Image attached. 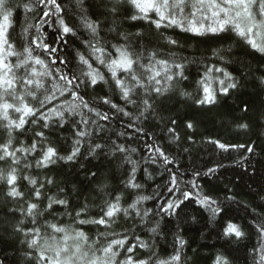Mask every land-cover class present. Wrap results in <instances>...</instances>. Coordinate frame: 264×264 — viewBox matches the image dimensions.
I'll list each match as a JSON object with an SVG mask.
<instances>
[{
  "label": "trees",
  "instance_id": "trees-1",
  "mask_svg": "<svg viewBox=\"0 0 264 264\" xmlns=\"http://www.w3.org/2000/svg\"><path fill=\"white\" fill-rule=\"evenodd\" d=\"M13 2H31L36 5L37 0ZM194 2L195 0H188L189 6L184 11L186 17L191 18L190 5ZM57 3L64 9L63 18L75 29L76 35L65 36L66 44H55L58 51L54 57L32 43L33 40L43 38L45 43L53 44L58 37L56 16L50 14L49 17H43V11L48 10L44 5L36 7L34 12L25 13L22 7L15 10L12 26L8 30L9 41L14 45V51L22 53L25 46H31L33 56H39L49 68H61L69 76L73 73L79 76L81 70L87 71V68L80 63L78 53L89 57L90 50L83 42L92 37L81 23L82 13L76 0H57ZM112 7L113 0H84L85 14L92 20L101 21L99 38L109 44H122L124 40L118 33H123L129 36V43L135 46V33L142 32V43L146 49L159 50L164 54L160 56L162 59L174 53L177 62L185 64L184 74L187 80L179 82L176 87L191 93V97L181 96L178 90H174L156 100L154 111L145 113L137 120L134 117L139 115L141 107L126 105L112 89L111 80L107 85L98 84L95 87H88L85 82L80 86L79 94L98 111L108 112L111 119L99 120L94 113L82 109L83 117L80 112L71 116L66 113L68 123L64 127L52 126L43 129L39 122L32 124V118H27L29 122L25 128L13 133L14 147H27L34 139H38L34 133L44 131L47 142L57 149L59 155L67 156L76 139L73 125L85 128L91 135L80 138V153L72 161L57 160L48 168H36L33 157H39L37 152L28 157L33 167L24 169L20 166L22 176H34L41 180L44 177L53 178L54 184H46L43 191L57 198H66L69 201L67 209L54 206L50 212L46 211L43 216H38L36 224L33 225L29 218L19 212L10 214L9 210L24 207L25 201L8 198L6 186L0 183V261L3 264H31V258L25 254L33 250L28 249L24 243L31 236L26 238L23 233L14 231V226L20 221H23L20 226L25 231L39 227L44 236L51 235V229L46 227V222L79 229L91 242L105 229L94 224L75 223L74 213L87 203V216L81 218H97L100 214L99 206L105 199L110 198L105 195L107 193L111 196L121 195V205L125 208L139 196L149 198L138 205L142 212L150 210L144 223H141L140 217L121 216L109 230L117 234L128 230L129 237L139 236L150 245L149 249L137 248L136 258L147 259L155 253L158 258L167 259L174 254L178 247L177 237H180L186 242L182 251V264H214L217 255L227 257L230 264H259L258 249L264 243V238L256 234L252 222L256 220L257 214L264 213V90L259 84V77L264 76V55L252 50L230 30L198 36L175 26L156 29L149 20H131L130 17L137 14V11L130 4L122 3L116 16L108 11ZM199 17L200 13H197L198 24H211V20L201 21ZM155 18L154 13L150 14V19ZM45 20L48 23H43ZM28 24L33 27L24 32L23 29ZM36 26L40 27V31H37ZM187 26L185 22V27ZM167 37L177 40L178 45H168L165 39ZM229 47L231 51H228ZM214 49L220 50L224 62L212 55ZM136 50L143 51L146 63L148 51L143 48ZM108 51L115 55L112 48ZM181 57L184 59L181 60ZM53 58L57 59L55 65L51 64ZM18 59H23V56H12L8 61L15 65ZM60 59L65 60L66 64L61 65ZM213 64L227 68L236 77L238 86L229 90L227 95L217 93L215 104L198 105L194 102L202 94L198 81L207 66ZM34 66L37 71H43L40 65ZM93 66L96 67V64L93 63ZM13 71L20 77L24 75L25 69L14 67ZM28 71L31 69L28 68ZM100 71L107 79L109 74L106 69L100 67ZM211 75L213 81L209 83L212 87H217L214 78L218 74ZM42 81L44 89L37 93L40 98H43L45 89H51L53 84L50 77H43ZM17 92L23 93L29 104H36L21 87L18 86ZM108 95H111L113 103L124 107L133 116H124L99 102L100 97ZM57 97L50 107L65 101L73 102L68 93L59 96L57 92ZM9 102H13L11 98ZM9 115L12 119H18L17 113L10 111ZM81 119L88 120L89 125L80 124ZM92 120H96L100 127L91 124ZM188 123L193 127L188 128ZM241 123L248 124V128H238L237 125ZM129 124L133 127H129ZM6 138L5 131L0 127V143H4ZM213 140L226 144L253 145L254 150L251 153L245 149L224 152L211 143ZM96 143L103 145V150L97 149L93 153L90 149ZM116 146H123L125 151H115ZM156 147L161 148L172 162L165 164L163 158L156 153ZM7 166L0 164V167ZM210 168L215 169V172L208 173ZM92 173L96 174L95 177ZM171 173L176 175L179 190L169 192L168 189L172 187ZM196 173L200 175L197 176ZM133 175L135 183L141 185L138 189L125 187ZM192 181L197 185L196 188L192 187ZM18 184L19 189L25 193V199H31V188L27 182L20 180ZM102 185H107L104 192L100 191ZM60 189H63V193ZM182 192L192 193V196L172 215L166 214L162 206H166L168 200L183 199ZM197 195L216 200L223 211L213 217L211 211L196 202ZM32 202L39 203L41 209L46 204L44 199ZM65 211L72 213V216L64 215ZM228 222L240 225L245 235L242 238L224 236L223 231ZM256 222L259 223V220ZM157 225L155 233L149 231Z\"/></svg>",
  "mask_w": 264,
  "mask_h": 264
},
{
  "label": "snow or ice",
  "instance_id": "snow-or-ice-1",
  "mask_svg": "<svg viewBox=\"0 0 264 264\" xmlns=\"http://www.w3.org/2000/svg\"><path fill=\"white\" fill-rule=\"evenodd\" d=\"M122 3L130 4L137 11L130 17L131 20H149L156 29L162 27H179L182 31L192 32L198 36H203L207 33L218 34L225 31H232L239 37L245 44H247L255 52L264 55V0H195L191 3V12L189 17L184 15L185 7L188 5V0H113V7L108 11L113 16L119 14V6ZM44 5L48 10L43 11V17L49 15L56 16V30L58 37L53 44L45 43L43 38L33 40L32 43L36 47L43 49L53 56L58 51L54 46L60 42L67 43L64 40L65 36H75L76 31L63 18L64 9L61 7L57 0H37L36 5L29 3H15L13 0H0V127L6 133V140L0 143V164H7V168L0 167V183H3L6 188V196L12 200H24L25 206L18 209H11L10 214L15 215L17 212L29 218L33 225L36 224V218L43 216L46 211L50 212L54 206H62L65 209L69 207V201L66 198H57L55 195H49L43 190L45 185H53L54 180L51 177H44L42 180L34 176L20 175V166L24 169H29L33 165L28 161L29 156L39 152V157L35 159L36 168H48L54 165L57 160H74L80 153L81 139L91 133L85 128H80L78 125H73L75 128L74 136L76 139L73 142L71 150L67 156L59 155L57 149L49 144L48 138L45 136L44 131L34 133L35 137L30 145L27 147L21 145L14 147V132H18L25 128L29 122L27 118L31 117V123L41 124L43 129H49L52 126L62 128L68 119L77 112L83 117L82 109H87L89 113L99 118V120L107 121L111 119L108 112L98 111L97 108L90 105V102L79 94V89L82 84L86 83L88 87H95L98 84L107 85L109 80L112 82V89L119 94L120 98L125 104H132L141 107V111L134 119H140L145 113L154 111L156 100L178 90L179 94L184 97H191V93L177 89L179 82L187 80L185 76V64L177 62L176 55L168 54V58L162 59L164 55L159 50H148L144 47L142 40L144 34L142 32L135 33L137 37L136 45L129 43V36L123 33H118L124 40L122 44H109L103 42L99 38L101 30V21L92 20L85 13L84 0H76V5L80 8L81 23L88 32L91 34L90 40H85L83 43L87 45L89 57L82 53H78L79 61L82 65L86 66L87 71L81 70L79 76L73 73L71 76L62 71L61 68H49L39 56H33V49L31 46H25L22 53L14 51V45L9 41V28L12 26V18L16 9L23 8L25 13L34 12L36 7ZM155 14V19H150V14ZM197 13H200L199 19L211 20V24L205 25L203 22L197 23ZM210 14V15H209ZM187 22V27H185ZM48 23V21H43ZM33 25L28 24L23 29L28 32L29 28ZM37 31H40V27ZM112 29H110L111 31ZM170 46L178 45V41L171 37L165 38ZM112 48L115 52L108 51ZM137 48H143L148 51L147 62L143 51H137ZM228 51H231L229 47ZM212 55L217 57L218 60L224 62V56L220 54L219 49H214ZM16 56L23 59H18L15 65H12L8 58ZM91 58V59H90ZM181 60L184 58L181 57ZM31 62V63H30ZM57 59L53 58L51 64L55 65ZM61 65L66 64L63 59L59 60ZM96 64V67L93 66ZM34 65H40L43 71H37ZM24 68V75L17 77L13 69ZM100 67L106 69L109 74L106 79ZM28 68L31 71H28ZM212 73L218 75L214 78V83L217 87H212L209 81H213ZM43 77H50L53 81L51 89H45L43 98L38 97L37 93L44 89ZM236 77L230 73L225 67H218L213 64L207 66L204 75L201 77L199 84V91L202 93L199 98L195 99L198 105L215 104L217 102V93L227 95L229 90L236 89L238 86ZM259 84L264 90V76L259 77ZM62 85V86H61ZM21 87L26 91L27 96L36 101L35 105L29 104L23 93H18L17 88ZM57 92L59 96H64L68 93L72 96L73 102L58 103L55 106H49L54 100H57ZM9 98L13 102H9ZM78 101V103H77ZM99 102L107 105L110 110L121 113L124 116L132 117L133 114L126 111L124 107L118 106L113 103L111 95L100 97ZM245 111L247 106H245ZM14 112L18 114V119H12L9 113ZM115 112L113 114H115ZM51 122V124H50ZM83 125H89V121L81 119L79 122ZM173 123H175L173 121ZM91 124L100 125L96 120H92ZM129 127H133L129 124ZM188 128H192L191 123L187 124ZM238 128L247 129L248 124L241 123L237 125ZM140 131V129H137ZM169 131H174L169 129ZM218 149L228 152L234 149H245L246 152H253V145L243 144H226L219 140L211 141ZM151 147V146H150ZM97 149L103 150V145L96 143L91 149L95 152ZM115 151L124 152L123 146H116ZM156 153L163 158L165 164L172 161L164 151L156 147ZM133 174L135 173V165H133ZM215 172V169H208V173ZM95 177V173H92ZM171 185L169 192L178 189L176 175L171 173ZM195 175H200L196 173ZM20 180L26 181L31 188V199H25V193L19 189L18 182ZM192 187L196 188L197 185L194 181ZM107 185L100 186V191L104 192ZM126 188L138 189L141 185L135 183L134 175L129 178L125 184ZM63 193V189L59 190ZM109 199H105L99 206L100 214L94 219H82V216H87L88 204L85 203L82 208L74 213L75 223L79 225L94 224L101 226L105 229L104 232L98 233L96 238L89 242V237L81 230L70 228L68 226L57 225L55 223H47L46 227L51 229L50 236H44L39 227H33L25 231L20 225V221L14 226V231L23 233L25 237L31 236V239H26L27 248L33 251L27 252L25 255L31 258V264H182V251L185 241L177 237L178 247L175 249L174 254L167 259H160L155 253H152L147 259L136 258V249H149L150 245L142 240L139 236L132 235L129 237L128 230L123 234H117L109 231L114 224H116L121 216L124 217H140L141 223L145 222V217L148 216L150 210H140L138 205L142 200L149 199L148 197L139 196L128 207L121 205L122 196L116 194ZM183 199L168 200L166 206H162V210L172 215L176 209L188 200L192 193L182 192ZM46 200L45 207L40 208L39 203L32 202ZM227 199H233L227 197ZM196 202L202 207L211 211L212 216L219 215L223 209L217 204V201L209 196L202 198L197 195ZM255 213V209L252 210ZM64 215L72 216V213L65 211ZM259 220V223L256 222ZM256 220H253L252 226L256 234L264 238V213L257 214ZM158 225L149 229L152 233L157 231ZM223 235L226 237L234 236L242 238L245 233L242 231L241 226L228 222L224 228ZM119 236V238H117ZM259 264H264V243H261L258 249ZM0 264H3L0 261ZM214 264H230L227 257L217 255Z\"/></svg>",
  "mask_w": 264,
  "mask_h": 264
}]
</instances>
